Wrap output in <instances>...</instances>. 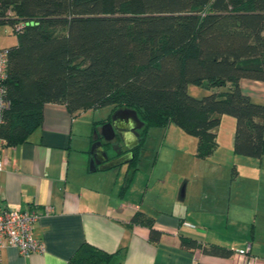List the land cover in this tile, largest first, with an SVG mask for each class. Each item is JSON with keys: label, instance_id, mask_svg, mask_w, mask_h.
Here are the masks:
<instances>
[{"label": "trees", "instance_id": "1", "mask_svg": "<svg viewBox=\"0 0 264 264\" xmlns=\"http://www.w3.org/2000/svg\"><path fill=\"white\" fill-rule=\"evenodd\" d=\"M3 24L17 38L7 49L5 146L25 143L41 126L44 106L60 104L71 116L111 107L95 125L117 110L136 112L143 125L124 189L153 128L174 125L196 138L195 157L204 160L217 150L221 119L228 116L235 120L233 154L264 156V102L240 86L243 79L264 83V0H0ZM188 86L210 94L194 98ZM224 87L229 91H219ZM111 152L109 159L126 153ZM130 225L147 227L153 244L164 235L142 213ZM179 240L186 251L234 254L194 238ZM111 258L83 245L68 264H110Z\"/></svg>", "mask_w": 264, "mask_h": 264}, {"label": "crops", "instance_id": "2", "mask_svg": "<svg viewBox=\"0 0 264 264\" xmlns=\"http://www.w3.org/2000/svg\"><path fill=\"white\" fill-rule=\"evenodd\" d=\"M240 86L251 100L264 102L263 82L243 79ZM108 116L98 117L94 110L71 116L64 105L46 104L41 126L25 143L7 147L0 142L5 161L0 170V208L42 214L32 235L44 246L42 254L27 256L6 246L0 264H68L83 245L112 255L110 264H243L235 253L219 258L199 250L186 251L180 247V236L233 252L249 247L255 264H264V156L257 162H239L250 172L249 179L241 177L239 163H234L237 170L233 167L228 179L226 228L232 224L235 232L222 239L212 233L213 213L193 203L189 182L186 195L178 202L179 213L161 207L160 190L150 188L157 154L151 167L138 164L125 189L128 168L123 172L121 168L97 170L96 158H103L99 145L111 160L112 149L105 148L101 135L103 125H95ZM114 147V153L126 150L119 138ZM218 150L219 144L215 152ZM46 208L51 210L48 215L43 214ZM137 213L153 218L154 227L164 232L158 244L149 241L147 227L130 225ZM184 223L193 228L184 227Z\"/></svg>", "mask_w": 264, "mask_h": 264}, {"label": "rangeland", "instance_id": "3", "mask_svg": "<svg viewBox=\"0 0 264 264\" xmlns=\"http://www.w3.org/2000/svg\"><path fill=\"white\" fill-rule=\"evenodd\" d=\"M16 43L17 38L12 32V28L9 25H0V48L8 49ZM219 91L228 92L229 90L224 87ZM188 94L194 98H202L209 95L210 92L203 88L188 86ZM94 111L98 117L106 118L111 113V107L107 106ZM234 127L235 120L233 118L222 117L217 137L219 150L204 160L195 157L196 138L186 135L174 125L166 128H153L148 132V138L144 144L146 148L142 149L139 158L141 159L139 167L147 168L151 167L153 159L156 158V154L158 155L154 180L150 184V188L160 190V202H164L161 205L163 209L168 213L180 212L178 202H181L180 198L186 195V183L189 182L188 191L189 193L192 191V196L195 199L193 203L213 213L212 225L214 228L211 229L212 233L218 234L222 239L235 232L232 224L226 228L228 179L231 177L233 167L236 168L234 163H239L241 160L257 162L256 159L233 155L231 147ZM234 160L235 162H233ZM237 165L241 177L252 178L250 172L240 163ZM120 168L123 172L127 166L118 167L116 171ZM155 197L153 193V200ZM237 228L239 229V227ZM244 228H247V231L249 229L248 226ZM241 231H243L242 227Z\"/></svg>", "mask_w": 264, "mask_h": 264}, {"label": "built area", "instance_id": "4", "mask_svg": "<svg viewBox=\"0 0 264 264\" xmlns=\"http://www.w3.org/2000/svg\"><path fill=\"white\" fill-rule=\"evenodd\" d=\"M7 16H10V13H7ZM21 28V25L15 26L16 31H19ZM6 80L7 49L0 48V125L9 109V101L6 99ZM4 164L5 161L1 158L0 154V170ZM50 211V208H46L43 214L48 215ZM41 215L34 211H21L19 208L11 210L0 208V263L1 252L6 246L16 248L22 256L32 253L42 254L44 252L42 242L35 239L32 235L33 225ZM183 226L193 228L188 223H184ZM234 253L243 259V264H255V258L249 256V247L244 250L234 251Z\"/></svg>", "mask_w": 264, "mask_h": 264}, {"label": "water", "instance_id": "5", "mask_svg": "<svg viewBox=\"0 0 264 264\" xmlns=\"http://www.w3.org/2000/svg\"><path fill=\"white\" fill-rule=\"evenodd\" d=\"M142 125V122L138 119L134 111L122 109L114 112L112 122L102 126L101 135L104 141L111 145L112 150L115 149L114 142L118 137L123 142L126 153L108 160L106 151L102 145H99L103 158H96L95 162L99 163L98 171H108L123 165H128L133 160V149L140 142L137 131L142 128Z\"/></svg>", "mask_w": 264, "mask_h": 264}, {"label": "flooded vegetation", "instance_id": "6", "mask_svg": "<svg viewBox=\"0 0 264 264\" xmlns=\"http://www.w3.org/2000/svg\"><path fill=\"white\" fill-rule=\"evenodd\" d=\"M110 122H112V116H111V119L108 121V122H106V123H110ZM105 123V124H106ZM137 133H139V130L137 131ZM117 139H118V137H117ZM117 139H116V141H117ZM126 151V150H125ZM125 154V153H124Z\"/></svg>", "mask_w": 264, "mask_h": 264}]
</instances>
